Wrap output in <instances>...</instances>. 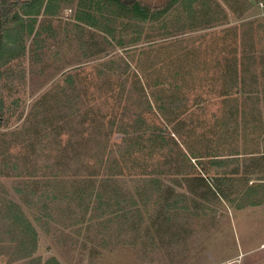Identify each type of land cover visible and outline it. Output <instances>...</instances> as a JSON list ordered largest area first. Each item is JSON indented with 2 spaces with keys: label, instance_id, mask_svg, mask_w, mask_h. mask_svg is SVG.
Segmentation results:
<instances>
[{
  "label": "rangeland",
  "instance_id": "1",
  "mask_svg": "<svg viewBox=\"0 0 264 264\" xmlns=\"http://www.w3.org/2000/svg\"><path fill=\"white\" fill-rule=\"evenodd\" d=\"M106 1V11H99L104 15H98L95 20L98 27L79 25L77 22L85 23L77 16L83 15L80 10L86 3L81 6L80 0H69L51 18V30L46 28L36 35L35 25L30 36L24 31L25 49L15 59L1 56L0 44V94L4 101L0 119V202L3 198L19 206L37 234L35 251L30 257L19 259L8 247L9 236L0 218V264H32L33 258L44 264L51 257L59 264H264V202L248 205L250 201L261 200L264 192L259 184L264 168L251 167L259 164H255V158L264 157L260 156L264 150V0H193L192 3L180 0L165 15L145 22L122 17L117 9L114 14L107 12L112 0L99 3L103 5ZM123 1H139L156 8L168 0ZM8 26H12L10 20ZM4 35L7 38L1 30V40ZM93 42L101 45L99 51L95 50L97 54H92ZM85 47H91L89 54L84 52ZM124 60L131 69L124 71L121 65ZM75 71L81 74L79 79L86 78L88 85L91 81L88 79L93 78L97 88L90 84L88 92L101 96L97 99L99 105L108 104L100 109L105 111L115 106L110 112L116 113L115 120L123 125L134 117V105L140 98L143 101L141 107L133 110L143 115L147 130L142 125L137 130L139 135L133 130L125 142L124 135L114 132L108 137L104 153L107 155L111 150L115 154L118 145L131 144L132 150L143 149L136 151L140 157L134 168L125 169L118 176L121 190L137 201L138 180L154 175L166 180L162 192L155 194L147 205L139 201L136 211L129 209L133 214L128 219L115 218L113 214L107 217L112 220L110 223L104 217L90 221L89 212L80 223H75L78 216L81 218L76 203L51 200L50 196H43L40 202L38 196L31 194L44 189L48 190L44 194L52 195L58 191L71 192L86 177V169L70 167L51 171L44 165L51 164L61 154L57 142L66 136L61 134L64 136L58 138L55 128L63 124L65 114L69 113L73 127L79 119V112L74 111L77 84L66 89L56 85L62 83L68 72ZM234 78L238 84L234 93L223 95L224 86ZM149 89H152L151 97H148ZM63 94L69 100L66 105L60 102L65 97ZM117 96L129 97L127 106L132 112L131 118L127 116L122 122L123 105H115ZM42 101L50 102V108L42 111ZM60 108L63 111H58ZM44 112H51L55 118L52 128L32 136L30 141L37 143L35 149L29 148L28 142H24L28 137L20 135L23 125L26 121L29 124L27 118L31 114L34 125L50 127L43 120L47 116L42 117ZM175 127L178 131L172 130ZM171 131L180 132L183 141L178 142L184 144L183 150L189 155V148L200 151L202 156L219 154L225 160L233 159L230 153H241L238 161L230 162L227 167L209 169L212 178L224 172L217 176L223 180V196L201 197L202 188L193 180L198 169L190 166L198 161L182 155L184 151L170 139ZM96 138L103 139L102 135ZM77 139L74 137L73 142ZM100 141H95L98 146L105 144ZM247 152H253L255 157L247 156ZM247 159L253 165L247 164ZM122 165L130 166L123 162ZM235 166L239 170L233 175L230 171ZM160 171L163 173L159 174ZM45 181H51L52 186H45ZM57 181L66 183L61 185ZM210 183L215 186L214 180ZM167 187L173 190L170 194L164 190ZM247 190L254 193L249 196ZM174 192L182 195L180 199L183 197L191 212L182 208L174 220L170 211L169 220L160 214L159 203ZM155 199L158 204L154 203ZM35 202L45 203L51 217L42 215ZM125 220L136 227L121 230Z\"/></svg>",
  "mask_w": 264,
  "mask_h": 264
},
{
  "label": "trees",
  "instance_id": "2",
  "mask_svg": "<svg viewBox=\"0 0 264 264\" xmlns=\"http://www.w3.org/2000/svg\"><path fill=\"white\" fill-rule=\"evenodd\" d=\"M100 0H80L78 2L81 6L83 3H86L85 7L81 9L80 14H83L82 16H77L78 20L85 21V24L90 25L92 27H95V20L98 18L97 15H94V12L97 10L99 15L101 14V11H106V5L105 4L100 5ZM178 1L180 0H168L166 4H164L161 7L151 8L147 5L142 4L139 1H130L125 2L123 0H112V7L108 9L107 12L114 14L116 9L117 11L122 12V17L127 16L128 19L132 20L135 19L140 22H145L147 20H155L163 15H165ZM190 3L193 0H189ZM69 2V0H0V15H1V24H2V33L7 34V38H4L0 41L1 48L3 54L1 56L9 59H15L16 56H18L20 53H23L25 46L23 43V33L26 30L27 35H31L34 30L36 29L35 25L38 26V30L36 29L35 33L36 35H40V30L46 31V28L52 29L51 26H47V20L49 21L50 16H57L58 14H55V11L58 9H62L63 5H66ZM77 7H80L77 4ZM95 9L94 12L91 11V9ZM189 8V7H188ZM100 11V12H99ZM21 12V13H20ZM105 13L108 14V13ZM43 15L44 17L39 19V16ZM104 15V14H101ZM25 17V19H24ZM27 17V18H26ZM111 17V16H110ZM83 19V20H82ZM113 19V18H112ZM12 22V26H8V23ZM84 23V22H83ZM107 28V26H105ZM110 32V29H108ZM10 35V36H9ZM5 40V42H4ZM0 48V49H1ZM89 50L87 49V54H89ZM92 54H97L95 50H93ZM0 56V57H1ZM94 56V55H91ZM89 55V57H91ZM125 62H122V67L124 68V71H127V69H131L130 63H128L126 60ZM109 63H111L109 61ZM77 74L76 81H73L74 74ZM75 73L68 72L64 78H62L61 84L59 85L62 89L71 88V85L73 83L77 84L76 89V96H75V103L76 108H74L75 112H79L78 115L79 119L77 121V124L73 127L72 120L68 119L69 113L65 114V119H62L63 124L60 127L55 128L56 129V136L59 138L60 136H66L65 140H62L61 138L57 142V151L59 150V146H61V154L57 155L55 158H53L51 164H44L47 166V168L51 171L56 170H62L64 171L68 168L77 167L76 169H86V177L80 181L77 182V186L74 190L71 192L64 191H58L56 194L53 192V195L50 194H44L45 191H48L47 189H44L43 192H32L31 194L33 196H38V199H40L44 196L45 198H51V200H62L70 203H76V207L81 211V218H76L75 223H80L82 219H84L88 213L90 212L89 219L90 221L94 220L97 217H104L108 219V223H110L109 216L113 215L115 218H123L128 219L133 214V211H136L137 209V203L139 201L143 202L145 205L153 198V196L159 192H162L164 187V182L166 179H161L160 177L154 175V177L141 178L136 182L135 185V192L137 193V196H139V201L137 199L133 198L130 193L127 191H123L120 188V181L118 180V176L122 175L125 169H132L134 162L140 157L136 151L140 152L143 149H136L134 147V150H132L131 147L133 145L130 144V146H119L117 151H115V154L113 151L108 150L107 155L104 153V149L108 146V137L113 136L112 134L114 132L121 133L122 136L124 135L123 142H125L133 130L135 133H138L137 130L141 128L143 125V130H147L146 120L143 118L142 114H139L138 110H133L134 108L141 107L142 106V100L139 99L138 103L134 105L132 111V115H134L133 118H131V111L128 108L127 104L129 102V97L125 98L123 96L116 97V104L115 105H123L122 106V116L120 117V120H124L125 117L130 116V120H127L128 123L123 125L122 123H119L115 119L117 116L113 114L115 106L109 107L110 109L102 110L100 109L103 106H106L108 104L102 103V106L99 105L98 100L101 96L98 94L97 96L93 95L96 94L94 92L89 93V89L91 88L90 84H92L93 87L97 88L93 84V78H90L88 80H91L89 85L86 82V78L82 77L81 79L78 78V75L81 74L77 71ZM120 73V72H118ZM136 80L139 81L137 78ZM230 83H227L224 87V91L222 92L223 95H230L234 93V89L237 88V83L235 82L236 79L230 80ZM134 82V81H133ZM132 82V83H133ZM137 82H134L135 89L137 88L136 85ZM56 88V87H55ZM53 87V89H55ZM142 87H140L141 92ZM248 93V92H247ZM254 91L250 92V94H253ZM57 93L53 94L55 96ZM60 94V93H59ZM117 94V92H116ZM60 94L59 96H61ZM65 97L60 99V102L64 101V104H68L69 100L68 97L66 99V95L63 94ZM145 95V94H144ZM52 96V97H53ZM146 96V95H145ZM142 97V95H141ZM123 101V102H122ZM127 102V103H126ZM148 102V101H147ZM50 102H41L42 111L46 110L47 108H50L49 105ZM151 105V104H149ZM4 107V101L0 94V119L2 117V109ZM58 111H63V109H58ZM112 111V112H110ZM118 111V108H116V112ZM128 111V112H127ZM36 111H34L35 113ZM145 112V111H144ZM44 114H47L45 116ZM51 112H44L42 117L45 123H50V127H38L37 124L34 125V120L31 118L32 115H29V124L26 121V123L23 125L24 131L20 133L22 138L25 136L28 138L24 139V142H28V147L35 149L36 141L31 142L30 138L32 136H36L40 133V130L44 129L45 131L49 128H52L51 123L52 120L55 119L53 116H51ZM62 117V116H61ZM108 117V120H107ZM107 120L108 125L104 124V122ZM115 121V122H114ZM119 123V124H118ZM116 126H115V125ZM118 124V125H117ZM130 127V128H128ZM63 131H62V130ZM65 131V132H64ZM163 132V130L161 131ZM64 134V135H61ZM144 132L142 135L144 136ZM97 135H102V141L100 139H97ZM147 135V133H146ZM74 137H77L78 139L76 142H73ZM132 138V137H131ZM173 141L175 142V145L177 144L180 148V144L178 141H176L174 138ZM95 141L104 142L105 144L101 143V146H98V143L96 144ZM99 143V144H100ZM9 144V142H8ZM177 146V147H178ZM32 149V150H33ZM70 149V150H69ZM182 149V148H181ZM51 150V149H50ZM68 150L71 151V154H68ZM183 151V149L181 150ZM189 155L187 152H182V155H187L194 158L198 161L197 164L190 163V166L197 167L198 174L195 173V177L193 178L194 182L197 184L198 187L202 188V194L201 197H206L207 194H210L213 197L217 196H223L224 192L222 191L223 186V180L219 176L220 174L224 172H220L216 177H210L211 173H209V169H220L223 167H227L228 164H231L230 162L238 161V157L235 159L232 157L229 159L220 158L221 155L219 154H208V155H201L200 151H192L189 148ZM67 152V154H66ZM118 152V154H117ZM178 153V151H175ZM199 153V154H198ZM219 153V152H218ZM241 153L233 152L230 153L233 157L235 155H240ZM229 155V154H228ZM138 156V157H137ZM207 157V158H203ZM228 157V156H227ZM171 157L169 156V160ZM207 160V162H204ZM4 161V160H2ZM122 162L124 164H130L129 167H125L122 165ZM12 169H15V165L13 164ZM239 168L238 166H235L234 170L230 171L233 175H236ZM64 173V172H63ZM158 173V172H157ZM163 172L160 171L159 174H162ZM77 174V173H75ZM149 174V173H148ZM191 174H194L192 172ZM205 177L206 175H208ZM7 175V174H6ZM100 175H102L100 177ZM8 176H11L8 174ZM17 176V175H16ZM213 176V175H212ZM209 177V178H208ZM210 180H214L215 186H212L210 183ZM58 182V181H57ZM61 185H64L63 182H58ZM120 183V184H118ZM45 186H52L51 181L46 182ZM54 188V187H53ZM165 192H168L170 194L172 189L167 187L164 189ZM19 191V190H17ZM21 191V190H20ZM108 192V194L105 195V192ZM172 197L169 199L162 198L160 200V214L164 216V218L169 219V213L170 211L174 213V220H176V217H179L181 209H185L188 212H191L190 206L186 204V201L183 202V197L180 199V196L177 193L174 194L171 193ZM0 202V218L5 221V231L6 233H19V243L18 245H23L22 249L26 251L28 254L26 257H30L32 252H34L36 247V231L33 227V225L25 218V215L23 214L22 210L13 204V202L5 201L3 198H1ZM166 200V202H164ZM167 200H170V202H167ZM254 202V205H257L260 203ZM164 202V203H163ZM31 203V202H30ZM36 203V202H35ZM154 203H157V200H154ZM25 204L28 205V201L25 200ZM67 204V203H66ZM158 204V203H157ZM181 207H180V205ZM33 205V204H29ZM37 207L40 208V213L42 215H45L47 217H51V214H49L48 206L43 203H36ZM253 205V204H251ZM242 207V206H239ZM36 209V208H34ZM132 209V210H129ZM175 210V212H174ZM159 213V212H158ZM171 215V214H170ZM113 217H110L111 219H115ZM36 219H40L37 217ZM178 219V218H177ZM115 221V220H113ZM126 222V223H125ZM125 224H121V230L128 231L130 228L133 229L136 227L135 223H132L129 220H125ZM93 226V225H92ZM4 231V232H5ZM1 234V230H0ZM174 241V238H173ZM32 264H41L40 260L38 258H33L31 261ZM44 264H59V262L51 257L48 258Z\"/></svg>",
  "mask_w": 264,
  "mask_h": 264
},
{
  "label": "crops",
  "instance_id": "3",
  "mask_svg": "<svg viewBox=\"0 0 264 264\" xmlns=\"http://www.w3.org/2000/svg\"><path fill=\"white\" fill-rule=\"evenodd\" d=\"M59 11H60V9L58 10H56L55 11V14H58L59 13ZM91 11L92 12H94L95 11V9H91ZM94 15H99V13H98V11L96 10L95 12H94ZM101 15V14H100ZM42 17H44L43 15H40L39 16V19L40 18H42ZM52 17H56V16H50V19H49V21L47 20V26L49 27V25H51L52 23L50 22V20H51V18ZM79 25H85V26H87L85 23H83V22H77ZM110 25V24H109ZM77 25H74V27H76ZM90 26V25H89ZM99 26V24H96L95 25V27H98ZM88 27V26H87ZM90 27H92V26H90ZM103 30H106V29H103ZM110 31H112L111 29H110ZM104 32H106V31H104ZM103 33V32H102ZM113 44V42H111V45ZM111 45H108V46H111ZM92 50H96V51H99V49L101 48V45H100V43L99 42H93L92 43ZM89 48H91V47H89ZM89 48H84V52H85V50H87V49H89ZM86 56H88V55H86ZM148 92V91H147ZM150 93H152V89H149V92H148V97H151V95H150ZM151 106H152V104H151ZM153 107V106H152ZM173 113H174V111H172ZM172 113V114H173ZM163 130V129H162ZM172 130H177V128L175 127V128H173ZM178 131V130H177ZM169 136L171 137V138H176V136L178 137V138H176L177 139V141L179 140V139H181V141H183V137H182V135L180 134V132H177V133H175L174 131H171V134H169ZM170 138V139H171ZM175 139V140H176ZM179 144H180V146H181V148L182 149H184L183 148V145L184 144H182V143H180V142H178ZM185 145H186V143H185ZM187 146V145H186ZM184 151V150H183ZM264 156V150H263V152L262 153H260V156ZM240 155H235L233 158L235 159L236 157H239ZM247 156H254V153L253 152H247ZM241 157H242V155H241ZM255 157V156H254ZM251 162H253L252 160H250V159H247V164H251ZM254 162H255V164H258V165H256L255 167L254 166H251L252 168H254V170L256 169V168H261V170H263V168H264V157H261V159L260 158H255L254 159ZM251 165H253V163L251 164ZM250 183H252V182H250ZM259 184L261 185V189L262 190H264V176H263V178H261V181H259ZM254 193V190H247V194L249 195V196H251L252 194ZM261 200H262V202H264V192H263V196H262V198H261ZM251 204H253V205H251ZM261 204V203H260ZM248 205H251V206H256V205H254V202H252V201H250V202H248ZM258 205V204H257ZM19 207V206H18ZM20 208V207H19ZM21 209V208H20ZM24 214V213H23ZM26 218V217H25ZM27 219V218H26ZM4 222V224H5V221H3ZM5 226V225H4ZM8 234V240H7V242H8V247L11 249V250H14L13 251V253L15 252V254L16 255H18V258L19 259H23V258H28V257H26L28 254L26 253V251L25 250H23L22 249V247H23V245H21V247H20V245H18V243H19V233H17V232H15V233H7ZM35 251V250H34ZM33 253V252H32ZM32 255V254H31Z\"/></svg>",
  "mask_w": 264,
  "mask_h": 264
},
{
  "label": "water",
  "instance_id": "4",
  "mask_svg": "<svg viewBox=\"0 0 264 264\" xmlns=\"http://www.w3.org/2000/svg\"><path fill=\"white\" fill-rule=\"evenodd\" d=\"M1 29H2V24H1V15H0V41H1Z\"/></svg>",
  "mask_w": 264,
  "mask_h": 264
}]
</instances>
